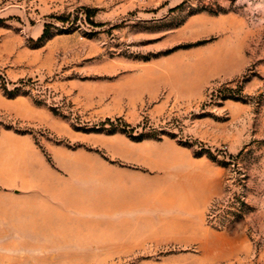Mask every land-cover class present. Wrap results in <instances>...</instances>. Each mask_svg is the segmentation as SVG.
<instances>
[{
    "label": "rangeland",
    "instance_id": "374dc122",
    "mask_svg": "<svg viewBox=\"0 0 264 264\" xmlns=\"http://www.w3.org/2000/svg\"><path fill=\"white\" fill-rule=\"evenodd\" d=\"M0 264H264V0H0Z\"/></svg>",
    "mask_w": 264,
    "mask_h": 264
},
{
    "label": "trees",
    "instance_id": "16d2710c",
    "mask_svg": "<svg viewBox=\"0 0 264 264\" xmlns=\"http://www.w3.org/2000/svg\"><path fill=\"white\" fill-rule=\"evenodd\" d=\"M48 35V30L45 31L43 38L46 37ZM142 137L140 136L138 139H141Z\"/></svg>",
    "mask_w": 264,
    "mask_h": 264
}]
</instances>
